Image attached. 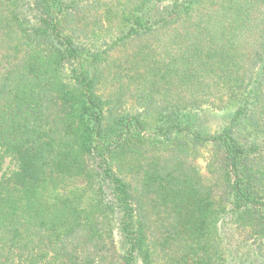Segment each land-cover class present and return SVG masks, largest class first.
Wrapping results in <instances>:
<instances>
[{
    "label": "trees",
    "instance_id": "16d2710c",
    "mask_svg": "<svg viewBox=\"0 0 264 264\" xmlns=\"http://www.w3.org/2000/svg\"><path fill=\"white\" fill-rule=\"evenodd\" d=\"M81 1L0 0V264H264V0Z\"/></svg>",
    "mask_w": 264,
    "mask_h": 264
},
{
    "label": "rangeland",
    "instance_id": "374dc122",
    "mask_svg": "<svg viewBox=\"0 0 264 264\" xmlns=\"http://www.w3.org/2000/svg\"><path fill=\"white\" fill-rule=\"evenodd\" d=\"M105 0H99L98 6L95 8L89 9V5L87 0H83L80 2V13H79V25H81L82 29H87L86 34L82 37L80 36V40L87 44H94L96 47L103 48L105 46V42L109 41V39H115V36H119L121 33L120 30H123V23L115 21L113 26L110 27V18L107 19V15L105 14V8L107 5L105 4ZM76 10V9H75ZM78 10V9H77ZM72 25L75 23L71 20ZM85 37V38H84ZM129 52V51H128ZM232 109H229L227 113L218 112V111H203V115L197 117L195 123L197 127L201 128L205 131L206 134H213L224 129L229 122V117L231 116ZM150 138L157 137L158 141H162L160 135L155 134L153 131L147 132ZM210 155V152L207 149L199 148L198 150L193 151L189 154L188 161L192 164H195V167H198L202 174H206V158ZM150 160H147L149 163ZM10 169L13 167V164L6 160L5 166ZM73 188H68V190H72ZM62 194V190H54L52 194L49 195V198L53 199L56 196Z\"/></svg>",
    "mask_w": 264,
    "mask_h": 264
}]
</instances>
